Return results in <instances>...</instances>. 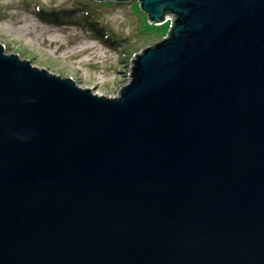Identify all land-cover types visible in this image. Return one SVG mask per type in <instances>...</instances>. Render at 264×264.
<instances>
[{
    "label": "water",
    "instance_id": "water-1",
    "mask_svg": "<svg viewBox=\"0 0 264 264\" xmlns=\"http://www.w3.org/2000/svg\"><path fill=\"white\" fill-rule=\"evenodd\" d=\"M175 20L112 98L0 45V264H264V0Z\"/></svg>",
    "mask_w": 264,
    "mask_h": 264
},
{
    "label": "rangeland",
    "instance_id": "rangeland-1",
    "mask_svg": "<svg viewBox=\"0 0 264 264\" xmlns=\"http://www.w3.org/2000/svg\"><path fill=\"white\" fill-rule=\"evenodd\" d=\"M139 6L137 1L0 0V45L7 55L110 99L129 84L138 53L170 31V22L151 25ZM85 11L115 39V49L93 35Z\"/></svg>",
    "mask_w": 264,
    "mask_h": 264
},
{
    "label": "trees",
    "instance_id": "trees-1",
    "mask_svg": "<svg viewBox=\"0 0 264 264\" xmlns=\"http://www.w3.org/2000/svg\"><path fill=\"white\" fill-rule=\"evenodd\" d=\"M109 3H115V2H109ZM39 13H42V12H38V14ZM83 14L85 16L84 17V21H85L84 23L88 26V28L90 30L93 31V33H94L93 35H95V37H97V39H99L103 43H105V44L107 43L115 49L117 47V43H116L115 39L113 38V40H111V37L105 33V30L103 29V27L99 26L100 22H98L97 19H95L90 14L89 11H85ZM93 28H94V30H93ZM167 36H169V33Z\"/></svg>",
    "mask_w": 264,
    "mask_h": 264
},
{
    "label": "built area",
    "instance_id": "built-area-1",
    "mask_svg": "<svg viewBox=\"0 0 264 264\" xmlns=\"http://www.w3.org/2000/svg\"><path fill=\"white\" fill-rule=\"evenodd\" d=\"M174 18L172 17V15H167L166 17H165V20H164V23L163 24H165V23H168V22H170V30H171V28H172V26H173V22H174ZM131 76H132V73H131V75H130V79H129V83L131 82ZM128 85V84H127Z\"/></svg>",
    "mask_w": 264,
    "mask_h": 264
},
{
    "label": "bare ground",
    "instance_id": "bare-ground-1",
    "mask_svg": "<svg viewBox=\"0 0 264 264\" xmlns=\"http://www.w3.org/2000/svg\"><path fill=\"white\" fill-rule=\"evenodd\" d=\"M137 58V57H136Z\"/></svg>",
    "mask_w": 264,
    "mask_h": 264
}]
</instances>
